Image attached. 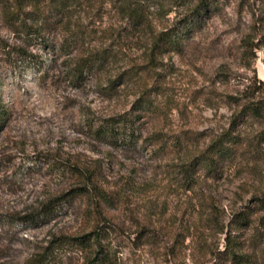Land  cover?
Segmentation results:
<instances>
[{
    "label": "rangeland",
    "instance_id": "obj_1",
    "mask_svg": "<svg viewBox=\"0 0 264 264\" xmlns=\"http://www.w3.org/2000/svg\"><path fill=\"white\" fill-rule=\"evenodd\" d=\"M141 1L136 22L129 0H0V246L14 263L50 232L98 225L112 264H264V113H241L264 98V0ZM200 4L179 50L154 49ZM227 134L243 142L210 165ZM77 187L66 215L17 221Z\"/></svg>",
    "mask_w": 264,
    "mask_h": 264
},
{
    "label": "trees",
    "instance_id": "obj_2",
    "mask_svg": "<svg viewBox=\"0 0 264 264\" xmlns=\"http://www.w3.org/2000/svg\"><path fill=\"white\" fill-rule=\"evenodd\" d=\"M138 3H142V1L129 0L125 6V13L128 18L136 22L142 19ZM205 6L206 4H200L193 12L188 14L184 19L185 24L182 27H173L162 31L155 39L154 49H158L160 53L162 51L166 53L179 50L183 43L182 36L184 31H186V25L189 24L188 22L195 20L196 16L202 13ZM35 35L39 36L38 33H35ZM106 59L107 55L104 52L89 56L72 67L73 74L76 78H85L89 72L91 73L96 67L103 65ZM35 63L37 66L41 65L40 67H43L42 60L39 58L35 59ZM242 109V114L248 112L252 116H262L264 113V98H259L256 101L251 99L243 105ZM2 121L3 116L0 110V123ZM121 123L126 125L125 120L115 121L109 124L102 123L95 129L96 137L100 139L105 137L115 138L118 133L122 132L121 128L118 127ZM132 133L134 134V132ZM240 137H232L231 134H227L218 140L212 145V151L207 156L206 161L210 165L216 166L221 157L233 155L237 148L228 145L227 141L232 140L235 145L241 144L243 142L242 138L240 140L237 139ZM85 190L86 188L84 187H77L52 197L34 210L18 216L17 221L24 225H32V227L49 223L62 215H66L72 207L76 196L83 194ZM105 238L106 234L103 226L98 225L89 232L77 234L53 231L50 232L48 237L42 239L39 244L34 246L32 252L22 263L10 261L6 250L0 246V264H112L113 254H111V251L105 245ZM231 254L235 264L246 263L248 256L239 254L236 251H232Z\"/></svg>",
    "mask_w": 264,
    "mask_h": 264
}]
</instances>
